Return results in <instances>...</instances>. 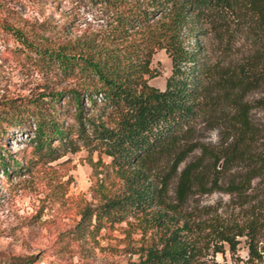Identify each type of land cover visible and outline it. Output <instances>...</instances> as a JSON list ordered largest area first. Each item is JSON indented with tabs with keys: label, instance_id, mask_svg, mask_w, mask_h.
Returning <instances> with one entry per match:
<instances>
[{
	"label": "trees",
	"instance_id": "1",
	"mask_svg": "<svg viewBox=\"0 0 264 264\" xmlns=\"http://www.w3.org/2000/svg\"><path fill=\"white\" fill-rule=\"evenodd\" d=\"M93 1L110 14L105 27L73 39L63 23L11 20L0 4V26L34 61L75 82L31 99L22 118L31 120L33 150L50 161L87 152L95 203L74 229L139 216L141 236H149L127 264H217L225 247L242 264H264V0ZM157 50L170 61L162 89L148 83L158 75L150 68ZM65 103L73 108L66 127ZM3 104L0 132L20 121L11 98ZM201 129L215 130L216 141L200 142ZM8 166L0 153L5 174ZM212 192L228 195L243 215L202 219L184 206L190 195ZM238 237L245 259L236 254Z\"/></svg>",
	"mask_w": 264,
	"mask_h": 264
},
{
	"label": "rangeland",
	"instance_id": "2",
	"mask_svg": "<svg viewBox=\"0 0 264 264\" xmlns=\"http://www.w3.org/2000/svg\"><path fill=\"white\" fill-rule=\"evenodd\" d=\"M0 4L15 17L6 15V19L65 24L64 36L70 39L105 27L110 15L93 0H0ZM33 59L15 34L0 26V106H5L3 103L11 98V115L14 117L15 110L20 112L19 124L11 119V124L0 132V153L9 164L8 174L0 168V264H127L137 261L141 238L149 236V233L141 236L145 223L136 216L138 213L134 219L127 216L99 230L84 228L79 233L74 229L81 210L95 203L90 191L93 170L86 150L67 152L52 161L44 150H33L31 120L22 119L28 110L34 109L31 99H38L42 93L65 91L75 83L65 79L54 67ZM150 68L158 75L148 79V83L162 89L170 73V61L163 50L152 54ZM67 98L68 93H65L60 101H68ZM59 105L64 109L59 120L66 127L72 123L73 108L70 103ZM198 138L211 145L216 141V131L201 129ZM57 143L53 140L51 146ZM96 158L93 153L91 160ZM101 161L108 164L110 158L101 155ZM118 185L115 180L114 187ZM172 195L173 186H170L167 197ZM184 206L194 208L193 213L202 215V219L214 213L224 219L243 215L242 209L220 192L192 194ZM238 239L236 254L245 259L244 237ZM214 261L242 264L230 257L226 247L224 253L214 255Z\"/></svg>",
	"mask_w": 264,
	"mask_h": 264
}]
</instances>
